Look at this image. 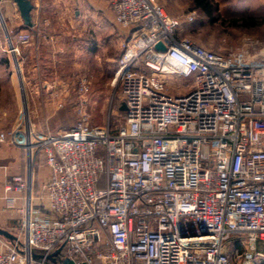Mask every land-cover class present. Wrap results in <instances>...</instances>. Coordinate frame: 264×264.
<instances>
[{
  "label": "built area",
  "instance_id": "1",
  "mask_svg": "<svg viewBox=\"0 0 264 264\" xmlns=\"http://www.w3.org/2000/svg\"><path fill=\"white\" fill-rule=\"evenodd\" d=\"M105 1L132 33L115 78L123 121L84 116L38 132L22 111L0 129V147L27 155V175L6 182L24 205L0 264H56L54 253L76 264H264V43L211 50L177 39L180 22L157 0ZM182 78L186 91L173 93L168 80ZM39 157L49 177L37 191Z\"/></svg>",
  "mask_w": 264,
  "mask_h": 264
},
{
  "label": "rangeland",
  "instance_id": "2",
  "mask_svg": "<svg viewBox=\"0 0 264 264\" xmlns=\"http://www.w3.org/2000/svg\"><path fill=\"white\" fill-rule=\"evenodd\" d=\"M157 1L180 22L175 31L179 40L188 39L215 51L241 49L248 39L264 43V0H212L215 19L205 15L194 0ZM33 2L32 28L24 26L13 0L0 3V129L9 132L19 123L22 111L38 132L70 129L84 116L93 126L115 121L119 125L123 120L121 90L115 80L117 68L108 62L109 52L103 49L119 45L116 58L121 57L132 37L131 31L117 23L104 2L101 6L90 0ZM190 14L194 19L188 21ZM242 18H254L258 25L243 26L237 22ZM21 33L29 36L27 44L19 42ZM12 42L17 48L15 55L11 52ZM15 58L22 62L27 108L23 107ZM190 80L168 82L172 92L177 93L185 92L184 84ZM9 146L12 149L2 151L0 165L24 170L26 176L25 150ZM10 150L22 154L12 157ZM42 164L45 165L44 160L39 157L35 179ZM2 171L0 168V174ZM226 247L231 252L234 240L227 241Z\"/></svg>",
  "mask_w": 264,
  "mask_h": 264
},
{
  "label": "crops",
  "instance_id": "3",
  "mask_svg": "<svg viewBox=\"0 0 264 264\" xmlns=\"http://www.w3.org/2000/svg\"><path fill=\"white\" fill-rule=\"evenodd\" d=\"M91 2H94L96 5L101 6L100 3L104 2V5L107 7V3L105 0H90ZM34 3V2H33ZM110 49H103V52H109L108 53V62H111L112 65H115V68L118 66L119 58H116L117 52L119 51V45L118 47H109ZM111 49H113V54L111 52ZM118 50V51H117ZM26 60V59H25ZM73 127V126H72ZM10 144H4V146L0 149V158L2 156V151L4 149H12V147L9 146ZM8 146V147H7ZM6 151V150H4ZM11 151L12 157L21 156L20 152L17 151ZM0 168L3 170L2 174H0V226L7 228L13 233H16L17 230L21 226V214H20V208L24 205L22 194L16 193V192H10L6 191V182L12 175L16 174H22L24 170L20 171H14L10 166L8 165H0ZM49 177V169L46 165L42 164L40 167V170L38 172V175L36 176V190L38 191L39 188L43 185V183L46 182V180ZM10 198H16L15 203H11L9 200ZM38 205L39 204H35ZM37 206V207H38ZM47 213H49L47 210H45ZM8 239L0 236V250H5L8 244Z\"/></svg>",
  "mask_w": 264,
  "mask_h": 264
},
{
  "label": "water",
  "instance_id": "4",
  "mask_svg": "<svg viewBox=\"0 0 264 264\" xmlns=\"http://www.w3.org/2000/svg\"><path fill=\"white\" fill-rule=\"evenodd\" d=\"M13 1L16 3V5L19 9L20 15L24 21V26L27 28H32L35 25V23L33 21V10L35 8L33 0H13ZM1 2H2V0H0V3ZM156 48L160 51H166L167 50V47L162 42L158 43L156 45ZM120 109L123 111L127 110L126 103L123 102L121 104ZM0 236L4 237L10 241H15L17 239V236L13 232H11L7 228L1 227V226H0ZM56 254L57 253H54V254H51L48 256L49 259H51L54 263H56V264H76L73 260H71L69 258L62 260V262L59 263L58 260L56 259ZM40 256H42V255L41 254H35V257H40Z\"/></svg>",
  "mask_w": 264,
  "mask_h": 264
},
{
  "label": "trees",
  "instance_id": "5",
  "mask_svg": "<svg viewBox=\"0 0 264 264\" xmlns=\"http://www.w3.org/2000/svg\"><path fill=\"white\" fill-rule=\"evenodd\" d=\"M195 4L204 12L205 15H207L211 19H215V11L214 5L212 4V0H194ZM237 22H241L243 26L246 27H252L257 26L258 22L254 18H242L238 20ZM120 112L122 116L125 114L123 110L120 109ZM235 240V239H233ZM64 253H61L59 255V258H63ZM52 263V262H51Z\"/></svg>",
  "mask_w": 264,
  "mask_h": 264
},
{
  "label": "bare ground",
  "instance_id": "6",
  "mask_svg": "<svg viewBox=\"0 0 264 264\" xmlns=\"http://www.w3.org/2000/svg\"><path fill=\"white\" fill-rule=\"evenodd\" d=\"M19 74V73H18ZM20 85H21V88H22V90H23V86H22V83L20 82ZM30 164L32 165V159H30ZM31 183H32V178L30 179V183H29V185H31Z\"/></svg>",
  "mask_w": 264,
  "mask_h": 264
}]
</instances>
